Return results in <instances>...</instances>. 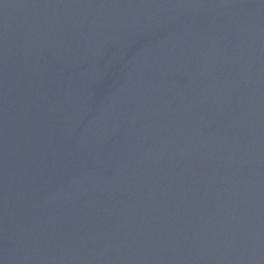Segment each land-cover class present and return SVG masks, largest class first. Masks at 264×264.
<instances>
[{"label": "water", "instance_id": "water-1", "mask_svg": "<svg viewBox=\"0 0 264 264\" xmlns=\"http://www.w3.org/2000/svg\"><path fill=\"white\" fill-rule=\"evenodd\" d=\"M0 264H264V0H0Z\"/></svg>", "mask_w": 264, "mask_h": 264}]
</instances>
